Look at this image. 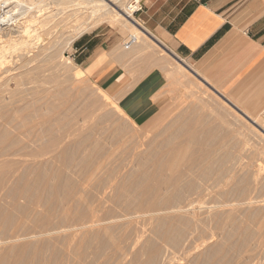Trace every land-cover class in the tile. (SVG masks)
Here are the masks:
<instances>
[{"label":"rangeland","instance_id":"374dc122","mask_svg":"<svg viewBox=\"0 0 264 264\" xmlns=\"http://www.w3.org/2000/svg\"><path fill=\"white\" fill-rule=\"evenodd\" d=\"M25 2L31 3V0ZM14 6L16 3L8 8H12L13 13L20 9H14ZM8 9L6 10L9 11ZM5 11L0 9V21L8 20L6 23L10 25L6 27L4 23H0L2 30L21 25L28 26L30 30L39 27L32 22L39 15L35 12L22 18L16 13L14 15ZM124 24L130 27L131 32L123 27ZM99 28L116 32L121 38L122 50L128 54L127 62L135 64L136 74H132V77L136 80L128 83L112 100L106 99L105 91L87 75L77 80L79 82L72 81L73 85L71 82L69 85H58L55 80L59 68L64 65V58L56 60V64L62 63L55 69L47 63L38 65L43 70L37 78L38 80L41 76L38 80L41 89L48 92H44L39 99L44 101L38 102L40 113L50 122V118H54L51 124L58 126V130L54 127L53 134H59L64 127L67 129L78 125L81 127L80 139L87 153L97 154L95 162L99 164V170L96 174L92 175L87 168H70L63 176L67 189L62 192L72 193L77 199L83 200L85 205L98 204L99 221L92 228L87 227L73 237H67L66 234L27 237V232L34 226L32 222H28L17 239L0 237V255L5 256L4 264H22L21 257L18 258L14 252L7 250L11 245H27L38 249L31 258V264H133L136 254H142V264H146L147 246H165L143 225V217H139L141 211L131 204L143 195L145 169L151 167L158 156L171 159L172 165L177 167L190 162L193 156L202 158L190 171H193L192 178L188 174L185 178L188 181L182 182L183 188L193 185L195 189L186 190L187 193L176 200L175 204L190 199L189 197L193 200L196 198L197 207L194 210L200 214L223 200L231 203L222 210L224 216H228L225 229L219 231L209 218H203L193 237V252L187 254L176 251L178 258L190 257L187 262L198 259L200 264H207L215 259L218 264H224L223 260L231 264L242 255L245 258L244 264H264V133L252 120L238 113L197 77L189 69V62L184 60L179 63L144 29H133L128 23H103L95 30ZM0 33V53H3V57L13 59L14 46H19L23 41L12 34L9 36L7 31ZM131 33L138 34H132L137 40L127 50L125 45L132 38ZM33 34L37 32L33 31ZM78 39L65 55L70 59L68 61L71 65L68 66L73 69L77 66L73 53ZM151 77L155 80L149 81ZM100 104L104 105L99 106ZM91 108L95 112L93 116L88 112ZM251 118L264 124L263 115ZM28 119L19 122L24 135H13V140L16 139L3 146L14 143L17 147H27L31 140H36L33 132L38 130L39 134L40 129L34 127L32 130L31 124L34 121ZM25 124L30 125L31 130ZM26 132L30 135L33 133V136ZM28 137L32 139H27ZM133 180L136 183H132ZM243 183L244 188H252L251 198L256 201L253 204H238L239 198H242L238 189L242 188ZM206 191L210 193L206 194ZM237 195H240L239 198ZM49 196L46 193L45 198L48 199ZM22 203L25 204L24 201ZM38 210H43V207ZM58 222L59 219L56 220L57 224ZM106 229L109 230L108 233L105 232ZM137 232L142 236L138 237ZM246 236H249L248 242L243 244ZM219 249H225L223 255L214 253Z\"/></svg>","mask_w":264,"mask_h":264},{"label":"bare ground","instance_id":"6f19581e","mask_svg":"<svg viewBox=\"0 0 264 264\" xmlns=\"http://www.w3.org/2000/svg\"><path fill=\"white\" fill-rule=\"evenodd\" d=\"M131 1L31 0V3H27L25 0H0V9L2 11L8 9L12 3H16L14 9L15 7L20 9L14 13L18 17H26L32 12L39 14L35 17L37 20L32 21L39 26L35 28L37 30H30L27 28L28 26L23 27L22 25L17 28L0 29L1 32L7 31L9 36L12 34V36L14 35L23 41V43H20V47L18 44L14 46L13 59L3 57V53H0V237L6 236L10 239H17L19 233L28 222H32L34 226L31 231L27 232V237L54 236V234H66L67 237H73V235L82 232L87 227L92 228L99 221L100 206L98 204L88 203L85 205L83 200L77 199L72 193L62 192L67 189V185L63 182V176L67 170L72 167L87 168L93 175L99 170V164L95 162L97 154L87 153L85 146L81 142L80 126L70 125L71 127L68 126L69 128L67 129L64 127L63 131L54 135L53 131L56 126L51 124L54 118H50V122L47 117L42 116L40 113L41 108L38 106V102L42 101V99L41 101L39 99L47 91L41 89L40 81L38 82L41 76L37 80L39 73H42L41 71L43 70L38 65L47 63L52 68H56L58 65L56 60L64 58L65 61H63L65 63L63 62L64 65L59 68V75L57 74L55 80L58 85L64 83L69 85L72 81L75 83V81L86 77L85 72L78 66L75 69L68 66V64H71L68 61L69 57L65 56L66 52L69 51L75 40L85 33L95 30L103 23L115 25L128 23L133 26V29L135 27L139 30L141 27L129 10ZM11 12L12 8L6 13L10 14ZM7 21L1 20L0 23H4V26L7 27L10 25L6 23ZM123 27L127 28L126 30L130 29L126 24ZM33 31H36L37 34L34 35ZM129 32H131V29ZM132 34L138 35L135 33H131V36L128 35L132 37ZM15 47L19 48L16 49ZM12 55L11 57H13ZM30 75H33V77L30 78ZM104 96L106 99H113L106 93H104ZM102 105L104 104L99 106ZM88 112L91 116L95 113L92 108ZM248 118L260 128L263 134L264 124L259 123L257 119ZM27 119L35 122H32L35 124L34 126L31 124L32 130L34 127L40 129L39 134H37L38 130L33 132L36 140H31L33 133L30 135V133L26 132L31 136L27 138H31V143L27 147H17L14 143L3 146L4 143L12 142L13 135L20 137H22V134L24 135V130L19 126V122ZM28 124L25 125L28 126ZM28 127H26V130ZM57 128L58 126L55 129L58 130ZM201 160V157L193 156V159L190 162L188 161L189 163L186 162L184 166L177 167L172 165L173 161L171 159L159 158L158 156L152 163L153 165L145 169L144 179L146 181L143 183V195L135 199L131 206L141 211L139 217H143V225L147 229L149 228L148 230L161 240L165 246L163 248L157 245L147 246L146 264H200L198 259L197 261L187 262L190 257L178 258L176 251H182L187 254L193 252V237L199 222L203 218H209L219 231L225 229L228 216H224L222 210L231 203L223 200L219 204L210 206L208 210L200 214L194 210L195 206L197 207L195 205V197L194 200L189 197L190 199H185L179 204H175L176 200L182 198L185 195L184 193H187L186 190L193 191L195 189L193 185H189L188 188L184 186L185 188H183L182 184L188 174L193 172L190 171ZM190 177L192 178V174ZM256 178L255 182L257 183ZM185 181L188 180L186 179ZM132 183H136V180H133ZM210 190L208 189V191ZM238 190L242 195V198L237 195L240 200L238 204H253L256 202L251 198L252 188L251 190L244 188L243 183L242 188ZM208 191H206V194L210 193ZM46 193L50 195L48 199L45 198ZM191 196H193V193ZM233 202L236 204L235 200ZM39 207H43V210L39 211ZM136 216L138 217V215ZM57 219H59L58 224L56 223ZM155 230L159 231L155 232ZM105 232L108 233L109 230L106 229ZM137 236L141 237L142 235L138 233ZM248 239L249 236H246L243 244H247ZM7 250L14 252L16 257H21L22 264H31V258L38 251V249L27 245H11L7 247ZM224 251L225 249H219L214 251V253L223 255ZM240 256L236 262L231 264H244L245 258L242 255ZM215 260H210L207 264H218ZM184 261L187 263H184ZM4 262L5 256L0 255V264H4ZM223 263L230 264L225 260H223ZM133 264H142V254H136Z\"/></svg>","mask_w":264,"mask_h":264},{"label":"crops","instance_id":"0c3cea01","mask_svg":"<svg viewBox=\"0 0 264 264\" xmlns=\"http://www.w3.org/2000/svg\"><path fill=\"white\" fill-rule=\"evenodd\" d=\"M142 4L138 18L152 39L179 63L189 62V69L238 113L264 116V0ZM120 39L99 28L82 35L73 53L77 66L111 97L136 80L135 64L127 62Z\"/></svg>","mask_w":264,"mask_h":264},{"label":"built area","instance_id":"2783aa9c","mask_svg":"<svg viewBox=\"0 0 264 264\" xmlns=\"http://www.w3.org/2000/svg\"><path fill=\"white\" fill-rule=\"evenodd\" d=\"M142 9H143L142 0H132L131 3L129 4V10L132 12V14L135 16V18L137 16V22H138L139 26L144 28L142 23L140 22V20L138 18V14L142 11ZM136 40L137 39H135L134 37L129 39V41L125 45V48L127 50H130L131 47L133 46V44L136 42Z\"/></svg>","mask_w":264,"mask_h":264}]
</instances>
